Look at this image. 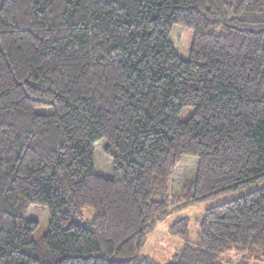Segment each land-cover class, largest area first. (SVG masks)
Masks as SVG:
<instances>
[{
  "label": "trees",
  "instance_id": "trees-1",
  "mask_svg": "<svg viewBox=\"0 0 264 264\" xmlns=\"http://www.w3.org/2000/svg\"><path fill=\"white\" fill-rule=\"evenodd\" d=\"M262 179L264 0H0V264H130L172 209ZM261 262L264 186L207 208L163 264Z\"/></svg>",
  "mask_w": 264,
  "mask_h": 264
},
{
  "label": "rangeland",
  "instance_id": "rangeland-1",
  "mask_svg": "<svg viewBox=\"0 0 264 264\" xmlns=\"http://www.w3.org/2000/svg\"><path fill=\"white\" fill-rule=\"evenodd\" d=\"M38 111H50V109H39ZM105 140L101 139L96 142L94 147V165L97 173L105 176H112V160L105 154L104 151ZM197 158L185 156L182 157L177 164L170 177L171 192L173 194H181L184 186L188 187L190 182L195 177L197 169ZM187 183V184H186ZM264 186V179L250 184L241 189L233 190L225 194L215 196L197 204H192L187 207L172 209V211L164 218L157 220L151 230L147 234L146 242L141 248L139 255L130 264H138L144 256L150 257L157 263L163 264L170 260L172 254L180 248V246L187 240L193 242L196 240L199 230V223L203 219L204 211L207 208L223 203L230 199L243 195L251 190ZM188 190V189H187ZM178 196V197H179ZM171 200L176 204H181L184 200L181 198L172 197ZM178 201V202H177ZM93 211L90 208L83 209V220L85 222L91 221ZM27 216L38 221V228L34 232V239H39L46 231L49 223V214L46 207L41 205H31L27 209ZM183 218L188 219V236L187 239L179 235L173 234L170 227L173 223ZM253 257L250 258L251 263ZM257 264H264L257 263Z\"/></svg>",
  "mask_w": 264,
  "mask_h": 264
}]
</instances>
